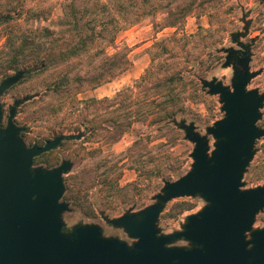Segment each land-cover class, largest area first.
I'll use <instances>...</instances> for the list:
<instances>
[{"label":"rangeland","instance_id":"374dc122","mask_svg":"<svg viewBox=\"0 0 264 264\" xmlns=\"http://www.w3.org/2000/svg\"><path fill=\"white\" fill-rule=\"evenodd\" d=\"M72 1L80 6L86 2L0 0V82L19 70L30 72L0 97L2 126L13 103L30 97L14 120L25 129L21 138L27 147L61 134L80 135V140L64 142L34 160L35 167L45 169L71 162L63 175L65 192L67 185L74 194L83 190L77 203L62 199L69 206L62 214L64 231L93 224L104 237L131 245L133 240L122 229L106 221L156 203L164 182L176 181L191 169L194 145L185 139L180 123L192 124L209 141L210 152L214 149L207 129L224 113L219 97L209 95L200 81L216 80L231 89L234 71L224 66L225 50H241L233 35L251 46L250 72H261L247 89L264 94V0H102L99 18L107 24L110 16L122 14L127 25L123 23L113 43L106 33L78 56L71 52L81 33L65 10ZM121 4L128 8L126 17L118 13ZM92 22L91 18L87 23ZM24 35L39 38V45L17 69L10 68L11 53ZM115 53L126 56L125 71L95 85L94 68ZM169 92L178 98L168 99ZM166 108L179 112L159 122ZM260 113L257 126L264 129V104ZM163 123L167 126L159 128ZM242 183L243 190L264 185V138L254 146ZM185 205L190 209L182 212ZM205 206L199 196L171 200L160 214V233L181 231L186 218ZM261 228L264 210L253 225ZM171 246L189 243L181 240Z\"/></svg>","mask_w":264,"mask_h":264},{"label":"water","instance_id":"95a60500","mask_svg":"<svg viewBox=\"0 0 264 264\" xmlns=\"http://www.w3.org/2000/svg\"><path fill=\"white\" fill-rule=\"evenodd\" d=\"M233 41L241 50L227 53L225 67L234 71L231 89L216 80H201L202 88L218 96L224 117L207 129L209 141L184 122L178 125L194 145L191 169L172 182H164L156 203L138 213L107 220L122 229L131 245L102 235L97 225H78L64 231L62 214L63 175L71 162L45 169L34 160L77 141L80 135L61 134L43 145L27 147L21 138L24 128L15 123L17 109L31 98L17 100L9 108L6 127L0 104V264H264V228L253 229L264 210V185L242 189L243 175L254 156L264 94L248 90L261 72H250L251 46ZM240 55V56H239ZM19 70L0 82V97L28 75ZM201 197L206 206L186 218L181 231L162 235L158 221L164 206L173 199ZM186 241L189 247L171 246Z\"/></svg>","mask_w":264,"mask_h":264},{"label":"trees","instance_id":"16d2710c","mask_svg":"<svg viewBox=\"0 0 264 264\" xmlns=\"http://www.w3.org/2000/svg\"><path fill=\"white\" fill-rule=\"evenodd\" d=\"M89 3V4H87ZM83 6L76 5L74 1H72L70 4H68L65 7L66 14L73 20V23L79 33H81L79 36V39L75 43V46L73 48V51L71 52L72 56H78L82 53H85L90 46H92L96 41L99 39H102L104 37V34L108 33L111 35L110 37V43H113L115 35L117 32L121 31L124 29L125 25H127V22H123L125 20H122V14H114V16H110L109 22L105 24L104 19H100L99 17V11L104 10V4L102 0H86L85 3H82ZM118 10L127 16L125 13L128 8L126 6H119ZM104 13V12H103ZM78 15H83V17H79ZM85 17H88L86 21H83ZM81 18V19H80ZM93 19L92 24H88L87 22L90 21V19ZM89 19V20H88ZM108 19V16H107ZM135 22V21H134ZM123 23L125 25H123ZM39 38H36V36L32 35H24L20 38V44L18 47H14L11 57L8 61V65L10 68L17 69V66L23 63V59L25 57L30 56L32 53H34L39 45ZM128 64L126 56H123L121 54L115 53L113 55H108L104 58L103 63L101 66H97V68H94L95 74L92 76L91 80L92 82L96 83L95 85H98L99 83L111 79L115 77L117 74L124 72L126 69V66ZM27 78V77H26ZM25 78V79H26ZM173 80H169L168 83H171ZM22 82V81H21ZM63 85V84H62ZM174 91V90H173ZM170 93H173V97L170 96ZM169 97L168 99H172L177 95L174 94V92H169ZM167 95V96H168ZM167 103V102H166ZM165 104L164 102L159 104L163 105ZM163 113L160 117L158 118V121H170L171 119L174 118V116L179 112L176 109L172 108H166L161 110ZM160 114V112H159ZM167 124H159V128H165ZM41 146V145H39ZM44 155V154H43ZM42 156V155H41ZM132 163L138 164V160L136 158L132 159ZM84 197L83 195V190H79L78 194H74L73 190L69 185L66 187V192L63 196L64 199L67 201H70L72 203H77L82 198ZM190 209V206H183L181 208V211H185Z\"/></svg>","mask_w":264,"mask_h":264},{"label":"flooded vegetation","instance_id":"af4514ba","mask_svg":"<svg viewBox=\"0 0 264 264\" xmlns=\"http://www.w3.org/2000/svg\"><path fill=\"white\" fill-rule=\"evenodd\" d=\"M240 56V55H239Z\"/></svg>","mask_w":264,"mask_h":264}]
</instances>
